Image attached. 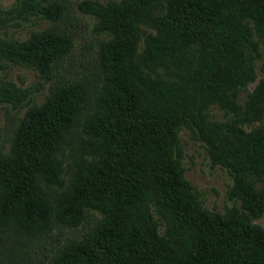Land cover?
Wrapping results in <instances>:
<instances>
[{"label":"trees","instance_id":"16d2710c","mask_svg":"<svg viewBox=\"0 0 264 264\" xmlns=\"http://www.w3.org/2000/svg\"><path fill=\"white\" fill-rule=\"evenodd\" d=\"M71 6L0 7V106L25 109L0 143V264H264V0L80 1L100 41L77 78ZM32 19L48 26L10 36ZM181 131L228 173L223 213L186 180Z\"/></svg>","mask_w":264,"mask_h":264},{"label":"rangeland","instance_id":"374dc122","mask_svg":"<svg viewBox=\"0 0 264 264\" xmlns=\"http://www.w3.org/2000/svg\"><path fill=\"white\" fill-rule=\"evenodd\" d=\"M80 1L83 0H69L73 6H71L69 10L70 23L67 24V28L73 34L74 44L72 52L68 56L67 61L64 62L62 71V75L67 78L82 77L83 75H89L93 71L94 59L96 57L98 42L100 41L99 38H96L91 33L92 21L76 12L74 4ZM92 1L103 2L104 0ZM13 2L14 0H0V7L8 8ZM47 26L48 23L45 21L32 19L21 29H12L10 31V36L18 40H24L31 32L44 29ZM261 49L262 60L258 64L264 62V45ZM260 77L261 75H259V78ZM8 79L22 89H31L34 93V103L41 104L44 102L48 84H44L40 81L33 71L19 67H10ZM254 86L255 84L250 85L248 90L251 91ZM24 111L25 109H22L17 113L9 107L0 106V143L3 146L7 147L8 143H10L9 139L12 128L16 124L18 118L23 115ZM211 115L214 120H224L222 113L215 108L211 109ZM256 126L255 124L253 125V127ZM179 137L184 153L183 166L186 180L194 186V189L198 193H200L206 209L223 213L226 208L233 206V203L227 198V191L231 185V179L228 173L224 169L213 166L210 163L204 148L199 143L192 141L189 138L188 132L181 131ZM95 217H97L96 214L91 215V219ZM254 223L260 225L264 229V215L259 220L254 221ZM82 232L83 229H63L59 233L55 231L54 235L56 240L63 242L66 239L79 237ZM54 244L55 242L51 240V245ZM51 245H49L48 248H50Z\"/></svg>","mask_w":264,"mask_h":264}]
</instances>
